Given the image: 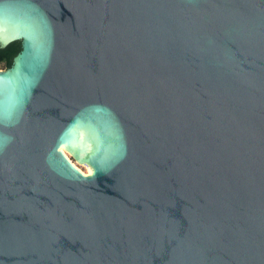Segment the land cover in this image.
I'll list each match as a JSON object with an SVG mask.
<instances>
[{
    "label": "water",
    "instance_id": "water-1",
    "mask_svg": "<svg viewBox=\"0 0 264 264\" xmlns=\"http://www.w3.org/2000/svg\"><path fill=\"white\" fill-rule=\"evenodd\" d=\"M14 41L0 264H264V0H0Z\"/></svg>",
    "mask_w": 264,
    "mask_h": 264
},
{
    "label": "trees",
    "instance_id": "trees-1",
    "mask_svg": "<svg viewBox=\"0 0 264 264\" xmlns=\"http://www.w3.org/2000/svg\"><path fill=\"white\" fill-rule=\"evenodd\" d=\"M20 42L14 41L0 48V67L2 70L7 69L11 65L12 58L19 52Z\"/></svg>",
    "mask_w": 264,
    "mask_h": 264
},
{
    "label": "rangeland",
    "instance_id": "rangeland-1",
    "mask_svg": "<svg viewBox=\"0 0 264 264\" xmlns=\"http://www.w3.org/2000/svg\"><path fill=\"white\" fill-rule=\"evenodd\" d=\"M0 70H2L1 69V67H0ZM67 158L70 160V162L78 169V170H80L82 173H86V174H89V168L88 167H83V166H81L80 164H78L73 158H72V156L70 155V154H67Z\"/></svg>",
    "mask_w": 264,
    "mask_h": 264
},
{
    "label": "bare ground",
    "instance_id": "bare-ground-1",
    "mask_svg": "<svg viewBox=\"0 0 264 264\" xmlns=\"http://www.w3.org/2000/svg\"><path fill=\"white\" fill-rule=\"evenodd\" d=\"M65 145L64 144H62L60 147H59V150H60V152L64 155V156H66L67 157V154H69V153H67L64 149H63V147H64ZM73 165V164H72ZM76 168V167H75ZM77 169V168H76ZM78 170V169H77ZM79 172H81L80 170H79ZM82 173V172H81ZM91 173V171H89V174ZM82 174H84V175H88V174H86V173H82Z\"/></svg>",
    "mask_w": 264,
    "mask_h": 264
}]
</instances>
